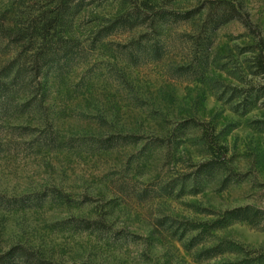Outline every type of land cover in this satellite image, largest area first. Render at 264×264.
<instances>
[{"label":"rangeland","instance_id":"1","mask_svg":"<svg viewBox=\"0 0 264 264\" xmlns=\"http://www.w3.org/2000/svg\"><path fill=\"white\" fill-rule=\"evenodd\" d=\"M0 264H264V0H0Z\"/></svg>","mask_w":264,"mask_h":264},{"label":"trees","instance_id":"2","mask_svg":"<svg viewBox=\"0 0 264 264\" xmlns=\"http://www.w3.org/2000/svg\"><path fill=\"white\" fill-rule=\"evenodd\" d=\"M173 15H177V14H173ZM178 16L180 17V16H182V15H180V14H178ZM241 212H243V214H238V213H241ZM234 214V217H239L241 220H247V218H244V216L243 215H245V213L246 212H244L243 210H241V209H239L238 211H235V212H233ZM247 215V214H246ZM246 217V216H245Z\"/></svg>","mask_w":264,"mask_h":264}]
</instances>
